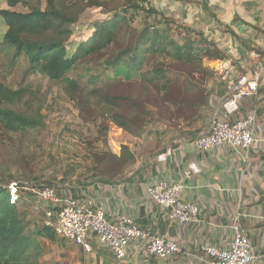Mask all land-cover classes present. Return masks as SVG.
I'll return each mask as SVG.
<instances>
[{
    "label": "trees",
    "instance_id": "16d2710c",
    "mask_svg": "<svg viewBox=\"0 0 264 264\" xmlns=\"http://www.w3.org/2000/svg\"><path fill=\"white\" fill-rule=\"evenodd\" d=\"M5 1L8 8L0 10V56L6 57L8 75L18 70L25 78L39 75L55 85L66 84L74 95L79 93L80 81L85 78L90 85L140 79L143 89L151 86L162 94L177 74L175 66L190 67L189 73L179 72L188 81L183 79L185 93L190 98L182 103L183 106L180 105L184 116L191 119L189 126L181 127V131L190 128L182 131V135L186 142L194 143L210 133L202 134L200 128L192 129L193 121L202 117V111L194 112L199 108L195 103L196 96L201 86L209 83L219 86L218 99L222 98L220 92L224 87L223 101L228 94L224 81L215 78L209 82L212 72L205 67L204 61H223L228 57L219 44L198 29L161 11L150 0ZM18 6L24 11H17ZM89 10L100 11L102 18H95L90 23L83 21L82 16ZM137 24L138 29L135 27ZM122 37L123 45L120 47L117 42ZM112 48L113 55L90 62ZM83 64H86L84 68ZM96 91L94 93L99 99L100 92ZM36 100V93L29 87L15 88L0 80V135L43 129L41 110H34L33 106ZM99 100L108 105L109 110L114 107L110 118L117 128L135 137L150 138L154 134L155 131L147 130L144 124L138 125V121L117 110L125 97ZM132 107L134 111L139 109L134 103ZM146 114L149 115L148 112ZM131 158L132 153L127 146L121 148V155H114V161L124 165ZM97 168L99 162L94 165V169ZM29 186L17 184V196L14 198L9 186L0 183V264H42V239L58 244L64 242L69 247L75 245L69 240L58 239L55 229L48 224L31 229L30 210L26 207L28 200L37 198L35 193L38 190L55 188L60 191V187L50 181ZM23 189L28 193L22 195ZM41 205L45 213L57 210L46 202L41 201Z\"/></svg>",
    "mask_w": 264,
    "mask_h": 264
},
{
    "label": "crops",
    "instance_id": "0c3cea01",
    "mask_svg": "<svg viewBox=\"0 0 264 264\" xmlns=\"http://www.w3.org/2000/svg\"><path fill=\"white\" fill-rule=\"evenodd\" d=\"M150 1L189 26L202 27L227 55L235 77L251 76L262 68L257 97L245 99L234 117L260 110L256 141L249 156L243 158L226 147L210 153L199 151L182 135L190 128L181 131L184 125L179 123L172 128L166 122L150 138L130 135L132 158L125 166L114 165V173L105 175L88 172L75 182L69 180L58 192L88 208L103 206L116 217L134 218L151 235H166L178 243L183 253L168 259L150 258L139 245L118 260L107 247L93 241L92 252L72 245L67 257L76 264H207L205 249L211 245L227 248L233 238L231 226L241 214L242 226L258 255L257 264H264V225L256 220L264 212V0ZM218 89L212 83L201 86L196 101L199 108L194 112L202 111L203 118L193 121V130L200 128L205 134L211 131L213 120L225 117V87L220 99ZM161 181L185 186L183 199L200 209L196 223L169 224L166 212L147 196V188Z\"/></svg>",
    "mask_w": 264,
    "mask_h": 264
},
{
    "label": "rangeland",
    "instance_id": "374dc122",
    "mask_svg": "<svg viewBox=\"0 0 264 264\" xmlns=\"http://www.w3.org/2000/svg\"><path fill=\"white\" fill-rule=\"evenodd\" d=\"M0 3V10L8 8L5 0H0ZM16 10L24 11L19 6ZM102 16L100 11L89 10L82 16V20L90 23L93 19L102 18ZM138 26L139 24L135 27L138 29ZM198 30L210 39L202 27ZM0 32H2L1 27ZM127 34L130 35V32L128 31ZM129 35L126 40L129 39ZM122 42L123 37L119 39L117 45L121 47ZM113 54L114 48L104 56L94 57L90 62L101 61L104 57ZM215 63L216 61H208V67L205 66L212 72L209 82L216 77L223 81L214 70ZM5 64L6 57L2 55L0 56V80L15 88L24 85L32 89L38 97L33 105L34 110H41L45 124L40 131L0 135V183L9 186L14 198L17 196L15 192L17 184L30 187L29 184L50 181L56 187L59 186L61 191L66 182L69 180L75 182L88 172L95 171L100 174L101 171L105 175L114 173V165L120 168L126 165L114 161V155H121L123 146L129 147L128 137L133 135L114 125V121L110 118V114H114V107L109 110L108 105L100 102L101 98L125 97V101L121 102L117 110L128 118L138 121V125L144 124L147 130L159 131L160 128L163 130L166 122L172 128L177 126L180 120V125L184 127L191 123L190 117L184 116L185 112L181 107L184 101L190 100L185 93L183 82V79L185 81L187 79L179 74L180 71L189 73L190 67L183 69L181 66H175L174 72L177 74L170 80L167 91L160 93L161 95L151 86L143 89L140 79H120L117 82L107 81L90 85L87 82L88 78L80 81L79 93L74 95L66 84L55 85L39 75L25 78L20 70L8 75ZM85 66L86 64H83V68ZM95 90L100 92L99 99L94 93ZM198 98L197 95L195 101ZM173 102L178 105L174 106ZM133 103L139 106V109L136 108L137 112L132 107ZM138 112L140 114H136ZM147 112L149 115L146 114ZM150 120L153 121L149 123ZM98 162L99 168L95 170L94 165ZM25 193L28 192L23 189L21 194ZM26 207L30 210L31 229H34L36 225L48 226L49 223H54L47 218L40 199L28 200ZM40 242L43 247V255L40 258L42 264H76L73 258L67 257L68 244L52 243L46 239Z\"/></svg>",
    "mask_w": 264,
    "mask_h": 264
},
{
    "label": "built area",
    "instance_id": "2783aa9c",
    "mask_svg": "<svg viewBox=\"0 0 264 264\" xmlns=\"http://www.w3.org/2000/svg\"><path fill=\"white\" fill-rule=\"evenodd\" d=\"M214 70L226 84L228 96L223 103L225 117L213 120L210 133L194 144L204 153L226 147L247 158L256 141L257 111L243 118L234 117L245 99L257 97L262 68H258L251 76L235 77L230 63L224 60L216 61ZM35 194L41 201L56 207V211L47 212V218L54 221L49 226L55 229L56 235L73 242L87 253L93 251V241L107 247L118 260H124L129 249L139 245L144 246V254L150 258L168 259L183 253L178 243L166 235H151L140 228L134 218L116 217L103 206L88 208L76 200L62 197L54 188L38 190ZM147 195L166 212L170 225L197 222L200 209L183 199V184L156 182L147 188ZM241 219L242 215L238 214L231 226L233 238L227 248L211 245L205 249L207 264H257L258 255ZM256 220L264 225V212Z\"/></svg>",
    "mask_w": 264,
    "mask_h": 264
}]
</instances>
